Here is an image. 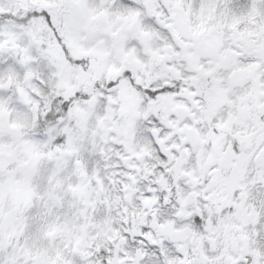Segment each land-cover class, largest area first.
Instances as JSON below:
<instances>
[{
	"label": "rangeland",
	"instance_id": "374dc122",
	"mask_svg": "<svg viewBox=\"0 0 264 264\" xmlns=\"http://www.w3.org/2000/svg\"><path fill=\"white\" fill-rule=\"evenodd\" d=\"M158 1L148 11L137 0H85L82 19L65 0H0V125L6 120L13 128L0 132V154L11 161L0 170V264H110L119 238L114 228L138 204L121 208L123 194L105 188L128 180L121 164L128 154L153 153L151 134L160 131L141 123L151 121L149 107L169 96L146 99L115 76L128 59L141 68L139 83L149 86L151 65L165 60L171 81L187 74L198 43L237 41L264 26V0ZM180 26L190 29V41L175 43ZM146 33L152 40L142 53ZM93 76L100 92L84 107L78 91ZM163 81L158 75L153 86ZM47 102L53 110L68 105L65 114L50 121ZM120 116L133 123L129 129L113 127ZM139 198L140 189L134 202ZM135 221L131 232L141 229ZM124 237L118 260L135 264L143 254L138 264L175 263L167 245L157 253L134 235ZM223 244L212 242L214 261Z\"/></svg>",
	"mask_w": 264,
	"mask_h": 264
},
{
	"label": "flooded vegetation",
	"instance_id": "af4514ba",
	"mask_svg": "<svg viewBox=\"0 0 264 264\" xmlns=\"http://www.w3.org/2000/svg\"><path fill=\"white\" fill-rule=\"evenodd\" d=\"M137 1L144 2L148 11L152 2H160ZM65 7L83 19L85 0L78 3L65 0ZM51 11L47 13L51 15ZM166 15L164 8L157 14L161 25ZM132 26L136 27L135 31L131 30ZM132 26L130 31L135 33L137 25ZM183 27L174 36L175 43L180 39L191 40L180 35ZM262 27L248 37L237 35V41L198 43L194 51L198 58L190 60L187 74H177L171 81L167 73L169 63L166 65L165 60L151 63L154 72L147 75L149 86L139 83L141 68L128 59L122 72L115 76V83L122 81L131 93L146 99L169 96L156 101L155 108L149 107L147 111L152 119L141 123L145 128L154 126L160 131L151 134L153 153L128 154L121 163L131 173L128 180L108 182L105 188L114 195L123 194L121 208V204L129 207L138 204L136 208H128L120 217L121 226L114 228H119V238L110 264L128 263L118 260L120 247L126 243L124 235L142 239L149 251L148 246L157 253L167 245L175 258L174 264H264ZM145 36L150 39L146 46ZM141 39L143 53L148 51L152 39L148 33ZM206 46L216 49L211 48L210 57L203 58L200 49ZM178 58L173 57L174 65L179 63ZM158 75L164 81L154 87ZM86 83L85 90L78 91L79 103L84 107L89 97H98L100 92V83L94 76ZM51 102L43 107L50 114V121L55 107ZM64 103L67 104L63 100ZM176 108L188 109V115L181 121L174 112ZM84 122L85 116L81 123ZM132 124L120 116L113 127L122 129L125 125L129 129ZM138 189L140 202H134ZM137 218L141 229L131 232L130 224L136 223ZM213 241L224 242L222 255L215 261L211 255ZM143 256L138 255L135 264Z\"/></svg>",
	"mask_w": 264,
	"mask_h": 264
},
{
	"label": "water",
	"instance_id": "95a60500",
	"mask_svg": "<svg viewBox=\"0 0 264 264\" xmlns=\"http://www.w3.org/2000/svg\"><path fill=\"white\" fill-rule=\"evenodd\" d=\"M74 6L75 5H73V7ZM76 7H77V5H76ZM135 28H136L135 26H132L131 30L135 31ZM180 35L187 40L192 38L190 30L185 26L183 28H181ZM149 40H150L149 36H145L143 39V44L146 46L148 44ZM211 48L214 50L216 49L213 46H206L202 50L200 49L203 58L210 57L209 51ZM213 58H215V57L213 56ZM174 112L178 116H180L178 119L179 121H181L186 115H188V109L186 110L183 108H176V109H174ZM12 131H13V128L10 126L8 121L3 120V123L0 125V132L3 134H6V135H10L12 133ZM163 153L168 154L169 151L163 150ZM10 165H11V161L8 158L4 157V155L0 154V170H6V168H8ZM122 243H123V241H119V244H122ZM81 245L82 246L85 245V237L82 238Z\"/></svg>",
	"mask_w": 264,
	"mask_h": 264
},
{
	"label": "trees",
	"instance_id": "16d2710c",
	"mask_svg": "<svg viewBox=\"0 0 264 264\" xmlns=\"http://www.w3.org/2000/svg\"><path fill=\"white\" fill-rule=\"evenodd\" d=\"M26 16H30L29 14H27ZM32 17V16H31ZM61 103V102H60ZM60 112L61 114L64 113L65 114V109L62 111H60L59 108H56V110H53V116L57 115V113ZM52 118V117H51Z\"/></svg>",
	"mask_w": 264,
	"mask_h": 264
}]
</instances>
